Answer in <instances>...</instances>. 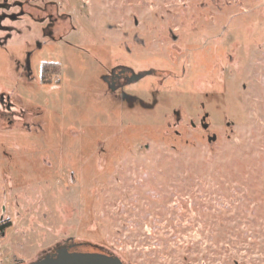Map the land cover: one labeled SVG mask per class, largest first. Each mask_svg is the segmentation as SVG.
I'll return each mask as SVG.
<instances>
[{
	"label": "rangeland",
	"instance_id": "obj_1",
	"mask_svg": "<svg viewBox=\"0 0 264 264\" xmlns=\"http://www.w3.org/2000/svg\"><path fill=\"white\" fill-rule=\"evenodd\" d=\"M0 226V264H264V0H0Z\"/></svg>",
	"mask_w": 264,
	"mask_h": 264
},
{
	"label": "water",
	"instance_id": "obj_2",
	"mask_svg": "<svg viewBox=\"0 0 264 264\" xmlns=\"http://www.w3.org/2000/svg\"><path fill=\"white\" fill-rule=\"evenodd\" d=\"M32 264H122V262L118 257L105 253L68 251L61 248Z\"/></svg>",
	"mask_w": 264,
	"mask_h": 264
},
{
	"label": "trees",
	"instance_id": "obj_3",
	"mask_svg": "<svg viewBox=\"0 0 264 264\" xmlns=\"http://www.w3.org/2000/svg\"><path fill=\"white\" fill-rule=\"evenodd\" d=\"M4 227H6V226H0V232L3 230Z\"/></svg>",
	"mask_w": 264,
	"mask_h": 264
}]
</instances>
